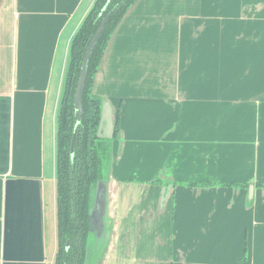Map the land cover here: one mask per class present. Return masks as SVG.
<instances>
[{
  "label": "crops",
  "instance_id": "0c3cea01",
  "mask_svg": "<svg viewBox=\"0 0 264 264\" xmlns=\"http://www.w3.org/2000/svg\"><path fill=\"white\" fill-rule=\"evenodd\" d=\"M95 0H0V264H54L56 129ZM111 133L91 264H264V0H138L94 78Z\"/></svg>",
  "mask_w": 264,
  "mask_h": 264
},
{
  "label": "trees",
  "instance_id": "16d2710c",
  "mask_svg": "<svg viewBox=\"0 0 264 264\" xmlns=\"http://www.w3.org/2000/svg\"><path fill=\"white\" fill-rule=\"evenodd\" d=\"M137 1L95 0L70 44L57 115V250L54 264H85L93 192L98 181L108 179L112 142L119 135L118 113L112 138L98 136L102 101L92 93V87L112 34ZM103 19V29L88 59L81 118L77 123L74 94L79 72L88 44Z\"/></svg>",
  "mask_w": 264,
  "mask_h": 264
},
{
  "label": "water",
  "instance_id": "95a60500",
  "mask_svg": "<svg viewBox=\"0 0 264 264\" xmlns=\"http://www.w3.org/2000/svg\"><path fill=\"white\" fill-rule=\"evenodd\" d=\"M105 23V19L102 20L100 26L97 28L96 32L94 33L91 41L88 44L86 49L85 55L82 60L79 77L75 89L74 94V109L76 111V122H80L81 118V97L82 91L84 88L85 80H86V73H87V64L89 56L92 52V49L103 29ZM104 58V57H103ZM103 60V59H102ZM108 127V116L105 112V107L102 104L101 107V117H100V124L98 128V136L103 138L111 139L113 136L114 125L112 127L111 133L109 135L106 134V128ZM107 191H108V181H98L93 192L92 196V206L90 209V216H91V227L89 232V242L87 247L86 259L85 264H91L92 261V254L95 252L96 254H101L104 252L107 241L111 234V229L107 225Z\"/></svg>",
  "mask_w": 264,
  "mask_h": 264
}]
</instances>
